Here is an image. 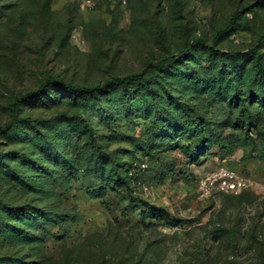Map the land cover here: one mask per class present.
Segmentation results:
<instances>
[{
	"label": "rangeland",
	"instance_id": "374dc122",
	"mask_svg": "<svg viewBox=\"0 0 264 264\" xmlns=\"http://www.w3.org/2000/svg\"><path fill=\"white\" fill-rule=\"evenodd\" d=\"M253 50L264 0H0V264H264Z\"/></svg>",
	"mask_w": 264,
	"mask_h": 264
},
{
	"label": "trees",
	"instance_id": "16d2710c",
	"mask_svg": "<svg viewBox=\"0 0 264 264\" xmlns=\"http://www.w3.org/2000/svg\"><path fill=\"white\" fill-rule=\"evenodd\" d=\"M239 17V13L234 14V16L230 19L228 25L226 28L222 31H219L215 37V42H217L221 36L224 34L229 33L232 29L235 28L237 25V18ZM200 44V42H198ZM191 46L186 45L183 49L184 53L189 52ZM250 55L254 58V69L257 72V75L260 79L264 81V64L259 56V52L257 50H253L250 52ZM57 81L49 82L48 84L55 86ZM155 83L150 80H145L144 74H133L126 77H118L110 80L107 82L104 86L96 87L91 90H87L86 93L90 97H98L99 95L106 93V91L110 88L114 87H121L123 89V97L124 98H130L132 96L131 88H134V92L138 93L140 95H143L147 92H152L154 90ZM65 88H67L69 91L73 93H77V88L73 87L71 85L64 84ZM33 95H26L22 98L17 99V102H22L25 100V98H29ZM8 129H5L3 132H6ZM158 220H161V218H158ZM57 224V222H56ZM12 264H17L18 262L13 261Z\"/></svg>",
	"mask_w": 264,
	"mask_h": 264
},
{
	"label": "built area",
	"instance_id": "2783aa9c",
	"mask_svg": "<svg viewBox=\"0 0 264 264\" xmlns=\"http://www.w3.org/2000/svg\"><path fill=\"white\" fill-rule=\"evenodd\" d=\"M250 180L243 175L220 168L214 173L208 174L202 181L203 189H210L212 186H218L223 192L231 195H240L250 188Z\"/></svg>",
	"mask_w": 264,
	"mask_h": 264
}]
</instances>
